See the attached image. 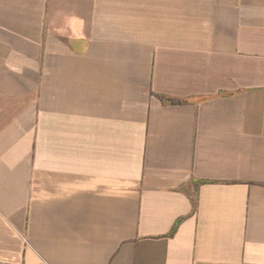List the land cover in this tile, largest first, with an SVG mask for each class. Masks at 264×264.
Returning <instances> with one entry per match:
<instances>
[{"label":"crops","instance_id":"obj_1","mask_svg":"<svg viewBox=\"0 0 264 264\" xmlns=\"http://www.w3.org/2000/svg\"><path fill=\"white\" fill-rule=\"evenodd\" d=\"M0 264H264V0H0Z\"/></svg>","mask_w":264,"mask_h":264},{"label":"trees","instance_id":"obj_2","mask_svg":"<svg viewBox=\"0 0 264 264\" xmlns=\"http://www.w3.org/2000/svg\"><path fill=\"white\" fill-rule=\"evenodd\" d=\"M178 223H179V220L175 221V223L173 224V226L171 227V229L169 231V234H172L175 231Z\"/></svg>","mask_w":264,"mask_h":264}]
</instances>
